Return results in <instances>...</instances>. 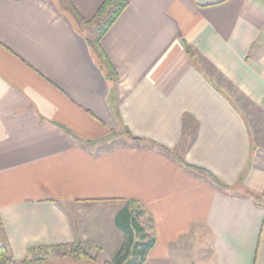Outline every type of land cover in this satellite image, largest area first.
Returning a JSON list of instances; mask_svg holds the SVG:
<instances>
[{
    "label": "crops",
    "instance_id": "obj_1",
    "mask_svg": "<svg viewBox=\"0 0 264 264\" xmlns=\"http://www.w3.org/2000/svg\"><path fill=\"white\" fill-rule=\"evenodd\" d=\"M126 1L100 65L103 0H0V245L116 255L127 206L140 264H264V0Z\"/></svg>",
    "mask_w": 264,
    "mask_h": 264
},
{
    "label": "trees",
    "instance_id": "obj_2",
    "mask_svg": "<svg viewBox=\"0 0 264 264\" xmlns=\"http://www.w3.org/2000/svg\"><path fill=\"white\" fill-rule=\"evenodd\" d=\"M126 0H103L101 5L96 11V14L92 20H98V27L96 31V37L91 42L92 46L96 49L97 57L101 60L102 64H108L102 49L99 45V40L101 36L107 31L111 26L114 20L118 17L120 12L126 6ZM74 17L79 18V15L75 12ZM189 54L191 55L190 50L188 49ZM193 57V55H191ZM108 70H111V67L107 66ZM125 134L130 137L133 141H140L138 137L131 136L130 133L125 131ZM163 148V147H162ZM170 155H176L178 160L184 164L186 167H190L196 171H203L201 168L193 166L187 163L182 155L175 151H172L168 148H163ZM210 175V174H209ZM256 199L260 200V197L255 196ZM140 215V210L132 207L131 210L126 206L124 207L115 218L116 226L124 233L126 236V241L121 249L116 253L111 262H105L104 264H140L143 262L147 252L152 248L154 244V237H149L144 230V227L141 226L137 218ZM133 238L137 239L133 241ZM56 248L68 249L69 253L74 256H82L86 259H90L92 251L97 249V247L91 242H72L64 245H57ZM95 260V256L92 258ZM30 261L22 260L19 264H27ZM0 264H15L12 261L10 250L5 245H0Z\"/></svg>",
    "mask_w": 264,
    "mask_h": 264
},
{
    "label": "rangeland",
    "instance_id": "obj_3",
    "mask_svg": "<svg viewBox=\"0 0 264 264\" xmlns=\"http://www.w3.org/2000/svg\"><path fill=\"white\" fill-rule=\"evenodd\" d=\"M98 240L99 242L96 243L98 247L97 249L92 251L91 257L93 258L95 256L94 252L97 253L101 252L102 255L106 257V259L111 261L115 255L114 254L112 255L110 252L111 251L110 243L109 242L106 243L104 237L100 235V233ZM68 251H69L68 249H59L55 252L52 251L50 252V251H46L45 249L44 255L32 260L27 264H98L97 261L92 258L86 259L82 256L74 257ZM15 264H19V262H15Z\"/></svg>",
    "mask_w": 264,
    "mask_h": 264
}]
</instances>
